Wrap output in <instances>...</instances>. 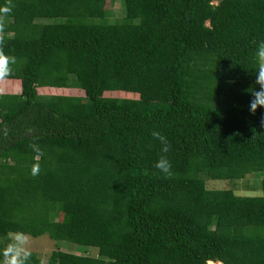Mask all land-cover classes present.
Listing matches in <instances>:
<instances>
[{
    "label": "trees",
    "instance_id": "trees-1",
    "mask_svg": "<svg viewBox=\"0 0 264 264\" xmlns=\"http://www.w3.org/2000/svg\"><path fill=\"white\" fill-rule=\"evenodd\" d=\"M113 2L123 12L109 19ZM5 6L17 62L0 79V248L21 231L90 250L45 264H264V107L253 114L248 91L264 0ZM153 131L171 145L170 177ZM246 175L258 195L204 186Z\"/></svg>",
    "mask_w": 264,
    "mask_h": 264
},
{
    "label": "clouds",
    "instance_id": "clouds-1",
    "mask_svg": "<svg viewBox=\"0 0 264 264\" xmlns=\"http://www.w3.org/2000/svg\"><path fill=\"white\" fill-rule=\"evenodd\" d=\"M11 7H0V79H4L13 71L12 65L16 64V58L5 54L3 50V33L5 30V19L10 15ZM256 84L259 85L260 91L249 89L253 99L250 102V111L254 114L258 107H264V41H261L256 50ZM29 133L32 131L28 130ZM152 136L154 139L159 140L161 144V155L155 163V167L165 176L172 175V164L167 158V153L170 151L171 145L167 138L159 131H153ZM35 153L34 163L31 167V174L37 176L40 173L39 160L43 157L44 153L41 147L33 143L30 145ZM3 239V247L0 248V264H28L31 257L30 251V236L21 231H9ZM43 264V262H42Z\"/></svg>",
    "mask_w": 264,
    "mask_h": 264
},
{
    "label": "rangeland",
    "instance_id": "rangeland-1",
    "mask_svg": "<svg viewBox=\"0 0 264 264\" xmlns=\"http://www.w3.org/2000/svg\"><path fill=\"white\" fill-rule=\"evenodd\" d=\"M106 10H108L109 19L119 18L122 16V7L120 3L113 2L107 5ZM259 178H254L250 175L244 176L239 180L235 181H206L204 186L206 189L218 190L229 188L233 191L235 195H258V191L252 187H257V181ZM52 250H62L70 252L72 254H89L90 250H85L84 247H79L64 241H51L46 236H39L36 238H30V251L35 252L40 259V264H45L46 257ZM84 250L86 252H84ZM209 264H217L210 263Z\"/></svg>",
    "mask_w": 264,
    "mask_h": 264
}]
</instances>
